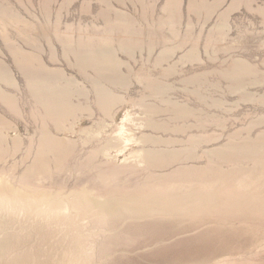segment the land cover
I'll return each instance as SVG.
<instances>
[{"label":"rangeland","instance_id":"obj_1","mask_svg":"<svg viewBox=\"0 0 264 264\" xmlns=\"http://www.w3.org/2000/svg\"><path fill=\"white\" fill-rule=\"evenodd\" d=\"M45 191L28 264H264V0H0V198Z\"/></svg>","mask_w":264,"mask_h":264},{"label":"bare ground","instance_id":"obj_2","mask_svg":"<svg viewBox=\"0 0 264 264\" xmlns=\"http://www.w3.org/2000/svg\"><path fill=\"white\" fill-rule=\"evenodd\" d=\"M88 194L89 193H84L85 196H88ZM44 195H50L52 197V200H45L42 198L30 199L26 197H22L24 198L22 200L19 198L15 199L14 197L12 198L6 197L4 199L0 198V203H2V207L4 208V211L11 210V208L14 207L13 209L19 210L18 212L22 214L24 219H29L33 223V226H31L32 227L31 230L27 231L26 228H20L18 230L19 226L21 225L20 222H18V224H16L17 232L12 237L7 236L4 231L5 227L1 228L0 225L1 228L0 229V264H28L29 262L32 261H42L41 257H43L44 260L49 259V255L45 251L41 250L38 244H35L34 239H32L33 241H31L30 243V238L32 237L31 232L33 230L42 231V226L38 225V219L42 220V217L44 215H48V214L54 215V213H56L57 215L64 214V219H63L64 221L70 222V224L72 223L73 226L76 224L74 219L77 218L65 217L66 216L65 213L69 210L68 206L71 205L70 202L66 203L64 200L59 199L60 194L58 192L54 193L52 191H45ZM3 202H5L7 205L4 204ZM114 206L116 205H113L107 201L105 202L91 201L88 202L85 208H82L81 206L80 208L90 209L92 210V213L95 214L94 216L99 217L100 215L106 214V209H110V211L114 210L115 209ZM80 208L78 209V211L82 213ZM126 210L127 209H125L124 211ZM26 212H28V218H26ZM86 213H84L83 215H86ZM7 224L8 223H6L5 221V226ZM59 224L62 225L64 223H59ZM83 246L84 247L86 246L87 249H90V247H88L87 245H83ZM52 264L54 263L52 262Z\"/></svg>","mask_w":264,"mask_h":264}]
</instances>
